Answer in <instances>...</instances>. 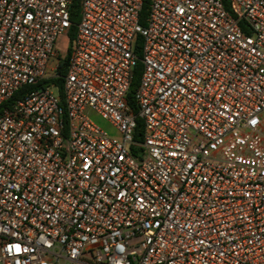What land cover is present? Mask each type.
<instances>
[{"label": "built area", "instance_id": "obj_1", "mask_svg": "<svg viewBox=\"0 0 264 264\" xmlns=\"http://www.w3.org/2000/svg\"><path fill=\"white\" fill-rule=\"evenodd\" d=\"M145 4L79 0L59 76L72 0H0V264H264V0Z\"/></svg>", "mask_w": 264, "mask_h": 264}, {"label": "trees", "instance_id": "obj_2", "mask_svg": "<svg viewBox=\"0 0 264 264\" xmlns=\"http://www.w3.org/2000/svg\"><path fill=\"white\" fill-rule=\"evenodd\" d=\"M224 2H225V0H224ZM78 3H79V0H72V9H71V15H70L72 26L68 31L73 33V38L75 36V31H76L75 25L77 24L78 17H79ZM148 4H149V0H146V4L143 5L142 10L140 12L139 23L142 25L144 24V21H145L146 15H147ZM73 38H72V40H73ZM135 48H136V53L139 54L140 48H141V43H140L139 37L136 38ZM69 54H70V48L68 50L67 55L62 60H60V62H59L58 71H57L59 76H63L67 70ZM141 72H142V64L140 62H137L136 66L133 70L132 80L130 83L129 91L127 93V103L130 107H132V105H133V93L135 92V90L139 84ZM51 82L54 83L55 85H57V87L59 89V94L61 95L62 79L61 78H55V79H52L51 81H47V80L41 81L34 86L22 87L21 90L18 91L14 95L12 100L20 98L25 91L42 88L44 86H47ZM4 106H6V104H4L2 107H0V111H1V108H3ZM136 124H137V126H136V132H135V140L137 141V140L141 139V134H142V122H141V120H139V119L136 120Z\"/></svg>", "mask_w": 264, "mask_h": 264}, {"label": "rangeland", "instance_id": "obj_3", "mask_svg": "<svg viewBox=\"0 0 264 264\" xmlns=\"http://www.w3.org/2000/svg\"><path fill=\"white\" fill-rule=\"evenodd\" d=\"M142 25V24H141ZM73 38V33L72 32H66L62 35H59L55 42H54V52L56 56L52 59L51 64H57L62 60L68 53V50L71 45V40ZM140 43H141V38H139ZM52 92L54 94H59V89L58 87H53L51 88ZM87 115L91 116L108 134L111 136L117 137L116 132L103 120H101L98 116H96L92 112H87Z\"/></svg>", "mask_w": 264, "mask_h": 264}]
</instances>
